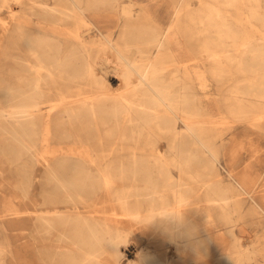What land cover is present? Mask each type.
<instances>
[{"label": "bare ground", "instance_id": "6f19581e", "mask_svg": "<svg viewBox=\"0 0 264 264\" xmlns=\"http://www.w3.org/2000/svg\"><path fill=\"white\" fill-rule=\"evenodd\" d=\"M197 1L198 16L191 0H0V41L16 37L24 51L0 62V136L9 141L0 151L17 163L24 192L29 164L45 167L47 264H123L133 236L154 252L136 247L126 264H171L163 235L198 264H264V234H251L264 222V160L225 161L222 128L243 122L251 145L264 143L263 7ZM180 35L195 40L207 82L188 55L179 59ZM150 128L165 136L164 151L152 134L148 149L136 144ZM123 139L134 143L124 150Z\"/></svg>", "mask_w": 264, "mask_h": 264}, {"label": "rangeland", "instance_id": "374dc122", "mask_svg": "<svg viewBox=\"0 0 264 264\" xmlns=\"http://www.w3.org/2000/svg\"><path fill=\"white\" fill-rule=\"evenodd\" d=\"M191 1H192L191 8L193 9L192 14L198 16V12H199L198 10L201 7L198 4L197 0H191ZM205 1L207 2L208 0ZM245 2L246 3L243 7L245 8L246 11H249L251 8H253L254 1L245 0ZM259 2L260 5H262L264 11V0H259ZM222 3L223 0L220 3L217 2L215 4L224 8L225 5ZM204 6L205 4H203V7ZM225 9L228 15L241 14V11L239 9H235L234 7L231 6H227L225 7ZM200 14L203 15L202 12ZM196 22L197 21H194V23L191 25L193 28ZM178 41H179L180 53H181L180 55L181 58L179 59L180 60H183L184 58L186 59V56L188 55L187 57H189V59H192V61H190V63H192V68L196 70L198 73L202 72V74L200 73L202 75L201 77L207 82L209 80L208 75L206 73L204 63L198 57L195 40L180 35ZM22 50L23 48L17 45L16 37L3 36L0 41V62L5 60L7 62H10L11 59L6 55L12 54L17 56L18 54L24 53V51ZM2 70L3 73L1 76L4 75L5 78H8V76L12 75L9 69L6 70L5 68H3ZM171 77H172V71L171 69H168L165 74V79L169 80L171 79ZM9 80L11 81V79ZM120 81H121L120 79H116V78L115 80H111L112 87L118 88L120 85ZM195 91L197 94L199 93L198 94L199 97L201 95L200 90L196 89ZM200 99L197 101V104L202 106L204 108V111L207 112V107H208L207 101L205 99L200 101ZM45 108H47V104H45ZM234 124L235 123L232 121H227L222 125V128L226 131L224 135V139L226 138L225 140L226 143H228V151H229V155L225 161L237 160L239 163H242V165L239 166L241 168L244 164L249 163L250 161L256 158L260 160H264V143H262L260 147L258 146V148H260V150H258L257 147L251 145V143L249 142L250 140L247 137V133H245L242 130L243 129L242 127H245L246 125L243 122H241L240 124L236 123V125ZM235 126L236 127L240 126V127L235 128ZM151 128L147 129L146 132H144L143 136H141V138L136 142V144L140 147H144L148 149L149 146L146 144L147 141L145 135L152 134L153 135L152 142L154 143V145L157 147L159 151L161 150L164 151L167 144L165 136L158 135V133H156L154 129ZM239 134L242 136H240ZM238 138H242V139L240 140ZM5 140L6 139L3 140V137L0 136V150L4 148L5 144L9 143V141L7 140L5 141ZM133 143L134 141L128 139L127 140L123 139L118 141L119 145L124 146V150L126 149V147H128V145ZM44 146L47 148V141L45 143H42L41 141L38 142V150L40 152L43 151ZM241 150L242 153H240ZM251 150L253 152H251ZM7 159H9L8 156L3 155L2 152L0 151V250H1L0 264H47V252H46L47 226H45L42 223V221L38 219L40 216L47 217L46 215L47 214V179L46 176H44L45 167H43L41 164L37 162L29 164V166H31V170H30L31 175L29 176V178H31V185H26L27 189L24 192L22 191L20 185L21 176L18 173L17 163L12 164L9 161H7ZM257 171L259 174L264 175V168H258ZM250 201L247 200V202L244 203V211H248L250 209L251 206ZM8 207H10L11 209H15V213L8 212L7 209ZM212 230L213 232H215L216 229H212ZM218 230H219L218 234H220L221 232L223 233L221 226L219 227ZM251 230H253L251 233L252 236L255 232H257V234H259V236L262 237L264 234V222L261 223L259 227L251 228ZM132 238L130 241V244L132 246L129 245L121 249L124 258L126 259L124 260L123 264H126L128 261L133 262L134 260H136V256L139 251L138 249H136V247H140V248L143 247L144 250L146 249L145 251L148 250L151 253L154 252L152 248L148 246L144 240L137 238V236H133ZM135 240L138 241V244L137 242H135ZM250 240L252 239L243 238L242 239L243 245H249L252 242ZM162 243H163L162 252L164 253V257L167 259L169 263L187 264L184 263V261L187 259L191 261L188 264L199 263L198 257L195 255L194 252H192L189 248L186 247H176V245H174L168 240V236L163 235ZM220 251L221 249L219 250L218 255H220ZM260 254L263 255L264 252H260Z\"/></svg>", "mask_w": 264, "mask_h": 264}, {"label": "clouds", "instance_id": "9594fccd", "mask_svg": "<svg viewBox=\"0 0 264 264\" xmlns=\"http://www.w3.org/2000/svg\"><path fill=\"white\" fill-rule=\"evenodd\" d=\"M162 218L166 219H171L172 221H175L177 225H182L183 224V216L177 215L175 213H167L161 216ZM111 243L118 245L120 244V239L119 238H113L111 240Z\"/></svg>", "mask_w": 264, "mask_h": 264}]
</instances>
